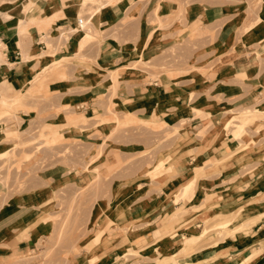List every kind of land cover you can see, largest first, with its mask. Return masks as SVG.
I'll list each match as a JSON object with an SVG mask.
<instances>
[{
	"label": "rangeland",
	"instance_id": "1",
	"mask_svg": "<svg viewBox=\"0 0 264 264\" xmlns=\"http://www.w3.org/2000/svg\"><path fill=\"white\" fill-rule=\"evenodd\" d=\"M120 1L122 0H82L83 5L77 15L83 17L89 14L88 16L91 17L101 3L112 6ZM166 1L168 0H139L123 14L119 24L110 21L101 23L103 21L100 20L101 10L89 20V24L84 29L77 28L69 39L74 38L76 42L77 38L84 37L78 48L79 50L84 48V51L93 49V54L90 56H85L81 52L79 57L62 59L59 50H46L41 53L35 49L36 52L41 53L38 59L43 57L46 63L33 75V82L28 88L18 91L13 95L15 97L9 99L10 101L2 99L5 103H0V135H2L0 209L13 198L30 192V189L41 187L42 192L46 193L37 206L38 211L41 212V220L37 225H41L44 230L32 244L31 251L21 256L15 264H77L80 257H89L88 247L98 230V225L93 222L91 216L96 204L108 209L118 203L124 207L134 199L129 197L132 191L143 184H147L150 189L149 194L165 192V198L170 203L181 201L188 203L191 196H185L184 199L183 195L177 194H180L181 188L190 179H179L177 172L168 169L174 164L168 163L160 173L161 176L168 175L169 183L164 187L161 184L162 179L152 166L162 155H178L179 147L184 142L202 139L203 133L213 126L211 122L215 124L220 121L219 128L225 131L224 139L233 140L234 134L239 146L240 142H244L250 135L253 138L248 136L251 145H261L259 149H254V154H262V152L257 154L258 150L264 152V85L253 95L256 105L253 109H258L257 105L263 103L262 112L255 113L252 109L244 110L245 107L237 106L236 101L228 100L225 95H221V91L227 86V79L216 81L219 75L218 69L224 64L231 63V59L220 57L216 52L215 44L222 37L218 34L233 22L234 15L223 17L208 26L200 25L195 34L192 33L184 38L179 31L187 29L188 18L185 9L182 14L175 11L174 14L162 19L161 15H165L161 12L160 4ZM172 1L177 2V5L181 4L184 8V3H179V0ZM245 1L244 11L238 14V20L234 19V22H240L243 16L245 19L241 22L245 25L242 27L250 26V29L254 27L253 22L258 13L264 8V0ZM95 21L97 26H94ZM257 21L255 23H258ZM139 26H145L148 31L151 30V35L155 33L157 38L155 44L152 43L153 46L148 50H143L146 39L141 37ZM70 27L76 28V24ZM242 27L237 30L239 35L243 31ZM56 28L50 27L49 33L52 37L56 34ZM78 32L83 33H79L82 35L78 36ZM246 38L255 40L250 34ZM163 39L166 40L164 45L168 44L169 48H162ZM123 44L137 45L138 51L131 58L122 59L121 65L125 67L122 74L116 73V70V72L111 69L105 70L98 65L100 53L112 50L118 55L119 52L115 49ZM154 45L159 47L154 48ZM257 58L260 64L264 65V55L260 56L257 53ZM181 59L185 61L182 66L179 65ZM163 74L175 80L179 76L188 80L193 74L206 79L207 82L201 85L197 97H202V101L209 107L212 115L201 114L195 110L193 122L184 121L183 124L184 122L180 121L178 124H171L157 114L149 119L128 114L119 101V96L124 90L125 83L122 82L124 77L136 78L134 76L138 75L140 76L138 79L147 83L149 78L158 79ZM50 75H56L59 82L63 83L59 85L57 91H50L48 87ZM86 75L88 77L93 75L94 81L98 83L97 86L92 85L95 88L90 87V83L82 82L81 77ZM243 86L241 85L242 90H247L248 86L245 85V88ZM259 92L262 93L259 95ZM81 93L95 94L93 96L95 104L88 113L82 114L77 111L75 103L63 102V99ZM123 102L126 105L129 100ZM33 111L38 114H32ZM251 122L255 124H250ZM258 125L261 126L257 128ZM240 128L242 135L235 136ZM199 153V150L195 152L189 149L180 156L182 158L190 156L193 159ZM248 162L237 166L240 168V173L235 180L225 182L229 184L246 182L264 168L262 163L264 159ZM189 167L192 168L193 164L189 166L186 164V168ZM213 169L219 170V167L215 166ZM50 172L56 177L51 181L45 180L44 176ZM208 173L204 172L202 177H207ZM144 174L148 176H143ZM250 186L251 184L248 183L242 193L248 191ZM116 188L125 192L127 196L124 197L125 195L122 194L118 199H114ZM262 197L251 200V197L245 196L238 204H246L248 201L249 205L256 204ZM208 204L210 201L205 200V204L201 207L205 215L204 230L213 226L214 228L195 241L192 245L194 249L202 244L217 241L229 233V227L221 226L223 227L221 228L217 222L219 224L221 222L219 219L223 217L221 213L231 209L225 207L221 210L220 207L215 208ZM24 211L21 210L20 213H25ZM244 211L243 217L236 221H233V216L238 213L237 211L226 218L231 219L233 224L243 225V222H247L245 216L252 214L256 209L247 206ZM213 213L219 215L209 220L208 216ZM138 223L140 222H132L124 230L114 232L117 237L107 245L106 250L117 247L119 255L127 252L128 255L110 264H144L147 261L154 264L153 259L160 256L157 253L145 258L143 252L140 250L135 252L136 250L132 249L145 247L144 242L137 247L131 243V239L137 233L135 229L141 226H138ZM252 224L241 226L236 232ZM35 231L37 232L36 229ZM174 232L173 230L170 234ZM185 240L184 236L181 244ZM154 247L158 252L156 241ZM128 248L133 251L129 252ZM96 252L99 255L101 251L97 249ZM178 252L176 250L175 253ZM168 261L173 259H167L163 264H167ZM88 262L91 264L90 260Z\"/></svg>",
	"mask_w": 264,
	"mask_h": 264
},
{
	"label": "crops",
	"instance_id": "2",
	"mask_svg": "<svg viewBox=\"0 0 264 264\" xmlns=\"http://www.w3.org/2000/svg\"><path fill=\"white\" fill-rule=\"evenodd\" d=\"M138 1L122 0L112 6L101 3L99 7L100 11L102 10L100 20L103 21L101 23L110 21L114 24H119L123 19V14ZM179 1V3H184V8L181 4L177 5V2L172 0L161 2V12L165 15H161V18L169 17L175 11V13L182 14L183 9H185L184 12L188 18L187 29L179 31L182 32L181 35L183 34L184 38L192 33L195 34L197 27L200 25L208 26L223 17L234 15L233 22L218 34L222 37L215 44L216 52L220 57H225L226 60L231 59V63L224 64L218 69L219 75L216 81H221L223 78L228 80L227 86L221 91V95H225V98L236 101L237 106L245 107L244 110L246 111L252 109L255 113H261L263 110L261 104L257 105L258 109H253L256 106L254 104L255 101H253L255 99L253 95L258 89L263 88L264 85V65L260 64V60L257 58V53L260 56L264 55V8L254 20V27L249 29L250 26L242 27L245 25L241 22L245 19L243 16L240 22H234V19L238 20V14L245 9V0ZM80 3L81 5L78 4V0H0V103L3 101L2 99L9 100L15 97L13 95L17 94L18 91L31 85L33 75L46 63L43 57L38 59V56L45 52L39 45V42L42 41L41 36L50 34V27L52 26L57 27V30L58 27L64 25L73 26L77 24V20L80 18L77 13H79L83 5L81 1ZM87 15L89 14L83 17H87ZM96 15H91L90 18L92 19ZM255 21L258 23H255ZM94 26H97L96 21ZM239 27L243 28L240 35L237 32V30L241 29ZM46 28L47 30L45 31ZM138 30L140 35H142L141 37L146 39L143 50H148L153 46L152 43L157 40L155 33L151 35V30L148 31L145 26H139ZM249 34L255 37V40L246 38ZM164 39L162 40V48L167 49L169 45H164L166 41ZM82 40H84V37L77 38L76 42L74 38H71L69 43L59 49L61 58L72 59L79 57L81 52L85 56L93 54V49L84 51L83 48L79 50L78 45L82 44ZM136 46L123 44L118 49H115L119 52L118 55L112 50L109 52L104 51L105 53L102 52L98 56V65L105 70H116V73L122 74L125 67L121 65V61L128 57L131 58L138 51ZM157 47L159 45H154V48ZM35 49L41 51V53L36 52ZM184 64V60H179V65L182 66ZM134 77L136 78H132V76L129 78L124 77L125 79L122 81L125 83L124 90L119 96L120 104L125 107L124 109L128 114H133L137 117L144 116L148 119L157 114L161 115L160 117L165 122H171V124H178L180 121L193 122L195 120L193 118L195 110H198L201 114L212 115L209 112V107L202 101V97H197L200 94L201 85L207 82L200 75L193 74V77H189L190 79L188 80L179 76L175 80L169 79L163 74L158 79L152 80L149 78L147 83L138 79V77L140 78L138 75ZM50 78L51 80L48 82L50 91H57L59 85L63 84L62 81L59 82L56 75H50ZM81 79H83V83H90L92 88H95L92 85L98 84L97 81H94L93 75L89 77L86 75L83 78L81 77ZM243 84L248 86L247 90H242L241 85L243 86ZM244 86L243 88H245ZM261 93L259 92V95ZM93 96H95L93 93H81L75 97H67L63 99V102L83 105L84 109L77 110L83 114L93 109L95 104ZM124 100H129V103L124 105ZM3 102L5 103V101ZM32 114L37 115L38 112L33 111ZM211 124L213 126L209 131L203 133L202 139L189 140L187 143L191 144L192 142L191 145H187L184 142L179 147L178 155H162L160 157L161 159H168L170 160L169 163L174 164L172 167H168L171 171L186 170L189 173L199 165L202 167L206 166L204 172H209V175L199 179L198 184H196L197 189L195 188L189 202L184 203L181 201L173 204L169 200L167 201L165 192L156 195L153 192L149 194L150 189L147 184L136 187L129 196L130 198L134 197L129 204L123 207L118 203L109 209L112 223L109 222L110 218L105 214L96 221L98 225L97 233H100L101 230L104 232V238L98 245V249L102 253V258L98 264H110L117 260L120 256L118 248L114 247L106 250V247L117 237L114 232L118 233V231L124 230L132 222H140L137 225L144 226L135 229L137 233L131 239V243L135 247L142 242L145 243V247L132 248L143 252L145 258H150L158 253L160 256H156L153 260L172 258L173 261H168L167 264H264L263 187L258 189L257 193L255 192L256 194L251 198V200H254V198L262 197L256 204L249 205L250 203H246V206H251L256 211L245 216L247 217V222H243L241 226L250 223L248 220L249 216L261 213L262 215L255 223L234 233H232V230L237 225L240 227V225L232 223L227 226L229 227V232L231 231L230 234L227 233L221 239L209 244H202L197 249L192 248L195 241L203 236V217L205 218V215L201 207L205 204V200H209L210 204L208 205H215V208L220 207L222 210L226 207L231 209L221 213L229 216L232 212H236V203L232 204V202H237L242 195L248 192L242 193V191L246 190L248 183L251 184L249 190L255 185H263L264 183V168H261L255 177L240 184L228 183L229 180L236 179V176L240 173L239 167L228 165L219 167V170L213 169V162L218 161V159L221 160L228 153L233 152L238 148V144L234 134L233 140L224 139L225 131L219 128L220 121L215 124L211 122ZM260 126L258 125L257 128ZM248 136L253 139L252 136ZM187 146L189 149L195 150V152L199 150L200 153L196 154L193 159L190 156L182 158L180 155L187 152ZM260 147L261 145L259 144L251 145L253 152L254 149H259ZM258 152H262V154H253L248 161L255 162L256 159H264L263 150H258ZM248 161H246L247 164L249 163ZM258 163L260 162L258 161ZM262 163L264 164V162ZM186 164L187 166L193 164V167L188 169ZM54 175L53 172H50V174L44 176V179L51 181L53 177H56ZM143 176L148 175L144 174ZM159 178L162 179V186L165 187L169 183L167 182L168 175H162ZM190 178L191 175L185 179L189 180ZM226 180L228 182H225ZM45 194V192H42L41 187L30 189V192L13 198L0 209V264H15L21 256L29 250L31 251L32 244L42 234L44 229H42L41 225H37V222L41 220V212L38 211L37 206L42 202ZM123 194L125 195L124 197L127 196L125 192ZM21 210H25V213H20ZM218 215L219 213L211 214V216H208L209 220L217 218ZM113 226L116 227L113 228ZM213 228L214 226L208 228L206 233L213 230ZM173 230L175 232L171 235L170 233ZM184 236L186 240L181 244ZM154 241L157 243L158 252L155 251ZM114 243L116 242L114 241ZM95 247L97 245L92 240L88 249L91 252ZM176 250L179 252L175 253ZM180 254L182 256H179ZM186 257L190 259H185ZM179 260L181 261L178 262ZM88 261L89 257L83 256L78 259L77 264H89ZM144 264L153 263L147 261Z\"/></svg>",
	"mask_w": 264,
	"mask_h": 264
},
{
	"label": "bare ground",
	"instance_id": "3",
	"mask_svg": "<svg viewBox=\"0 0 264 264\" xmlns=\"http://www.w3.org/2000/svg\"><path fill=\"white\" fill-rule=\"evenodd\" d=\"M80 1H82V0H78V4H80L81 5V3H80ZM84 1V0H83ZM96 12L95 13H93V15L94 14H98V13H100V9L98 8L97 10H95ZM79 33H83V32H78L77 33V35L78 36H80V35H82V34H79ZM2 44V43H1ZM16 100H17V98H16ZM15 99H14V101H16ZM13 101V102H14ZM1 103L3 104L4 102L3 101H1ZM11 103V102H10ZM263 103H264V101H263ZM263 103H262V105H263ZM157 117V116H156ZM159 119V118H158ZM159 121V120H158ZM252 123H254V122H251L250 124H252ZM238 135H242V129L240 128L239 130H238V132H237V134L235 135V136H238ZM241 137V136H240ZM190 143V142H189ZM191 144H192V142H191ZM191 144H188L187 143V145H191ZM187 148H188V146H187ZM188 150H189V148H188ZM257 153H259V152H257ZM254 154V152H253V150H252V148H251V144H250V141H249V137L247 136V138H246V140H244V142H240V145L238 146V148L237 149H235L233 152H231L230 154L228 153V155H226L223 159H221V160H219L218 159V161H215V162H213V165H212V167L214 168L215 166H218V167H226V166H228V165H232L233 167H237V166H240V165H242L244 162H246V161H248L249 160V158H251L252 157V155ZM170 162V160H168V159H159L158 161H157V163L153 166V168H154V171L155 172H157L158 173V175L159 176H161V172L163 171L162 169L164 168V166H166V164H168ZM176 167V166H175ZM206 167V166H205ZM205 167H202V166H197V167H195L193 170H191V172H189V173H187L186 172V170H182V171H179V172H177V171H173V172H177L178 174H177V176H178V178L179 179H185V178H187L188 176H189V174H191V178H190V180L181 188V190H180V194H177L178 196H182L183 195V198L185 197V196H191L192 197V195L194 194V191H195V188H196V184H198L197 182H199V179H201V177H202V174L204 173V171H205ZM169 171H171V170H169ZM261 187H263L264 188V183H263V185L262 184H259V185H255V186H253L250 190H248V192L246 193V194H244V195H242L240 198H239V200H237V202L236 201H233L232 202V204L233 203H236L235 205L237 206L236 207V211L238 212L237 214H235V216H233V221H236L237 219H239V218H241V217H243V215H244V212L246 211H244V208H246L247 206H246V204L245 205H241V204H238L239 203V201L241 200V199H243V197H245V196H249V197H253L256 193V191L259 189V188H261ZM197 189V188H196ZM123 194V192L121 191V190H119L118 188H116V189H114V199H118L120 196L119 195H122ZM176 196V195H175ZM178 196L176 197L177 199H178ZM182 198V199H183ZM185 199V198H184ZM181 200V199H180ZM230 200V199H229ZM184 201V200H183ZM247 203H249V201L247 202ZM215 206V205H214ZM111 208V207H110ZM113 208V207H112ZM118 209V208H117ZM248 209V208H247ZM121 211V210H120ZM248 212H249V210H248ZM255 212V211H254ZM253 213V212H252ZM103 214H105V215H107L109 218H110V211H109V209L108 208H105V207H102L100 204H96V206H95V209H94V211H93V213H92V219H93V222L94 223H96V221L103 215ZM230 214V213H229ZM250 214V213H249ZM117 215V214H116ZM222 215V214H221ZM260 215H262L261 213H258V214H256V215H254V216H249V218H248V220H249V222L250 223H255L259 218H260ZM223 217H222V219L221 218H219L220 220H221V222H220V224H219V222H217L218 223V226H225V227H227V226H229L230 224H232V222L230 221L231 219V217L229 218L230 220H227V218L226 217H228V215L226 216V215H222ZM45 219V218H44ZM225 219V220H224ZM209 221V220H208ZM215 221V220H214ZM230 221V222H229ZM109 222H113L112 221V219L110 218V221ZM108 222V223H109ZM228 222H229V224H228ZM207 223V222H206ZM210 223V222H209ZM216 222L214 223L215 225L217 224ZM93 224V223H92ZM205 224V223H204ZM248 224V223H247ZM208 225V224H207ZM207 225H206V227H207ZM210 225V224H209ZM212 225V224H211ZM205 226V225H204ZM246 226V225H245ZM239 226L237 225L233 230H232V233H234V232H236L240 227H241V225H240V227L238 228ZM205 228V227H204ZM208 228V227H207ZM206 229V228H205ZM102 231V230H101ZM100 231V233H97L94 237H93V241H94V243L97 245V249H98V245L100 244V242H101V240H103V238H104V232L102 231L101 232ZM206 231L207 230H204V232H203V235L206 233ZM231 232V231H230ZM229 232V233H230ZM216 245V244H215ZM97 249H94L93 251H91L90 252V255H89V260H90V262H91V264H98L99 263V261H100V259L102 258V253H100L99 252V255L97 254V252H96V250ZM129 252L130 251H133L132 249H129L128 250ZM135 252H137V251H135ZM126 255H128V252L126 253V254H123V255H120L118 258H117V260H119V259H121V258H123L124 256H126ZM196 255V254H195ZM104 256V255H103ZM127 259V257L125 258V260ZM185 259H190L189 257H186ZM165 260H167L166 258H161V259H155L154 260V262L156 263V264H163L164 263V261ZM181 260H179L178 262H180ZM189 263V262H188ZM90 264V263H89Z\"/></svg>",
	"mask_w": 264,
	"mask_h": 264
},
{
	"label": "built area",
	"instance_id": "4",
	"mask_svg": "<svg viewBox=\"0 0 264 264\" xmlns=\"http://www.w3.org/2000/svg\"><path fill=\"white\" fill-rule=\"evenodd\" d=\"M90 16L87 15V17H80L77 20L76 28L70 27V26H61L58 27L56 34L52 37L50 34H43L42 41L39 42V45L46 51V50H59L64 45L68 43V40L70 39L71 35L76 31V29H84L88 24L90 20ZM76 110H82L84 109L83 105L79 104L75 107Z\"/></svg>",
	"mask_w": 264,
	"mask_h": 264
}]
</instances>
